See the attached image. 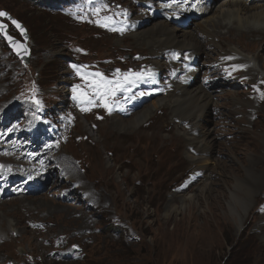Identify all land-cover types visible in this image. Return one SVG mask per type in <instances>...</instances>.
Here are the masks:
<instances>
[{"label":"rangeland","instance_id":"rangeland-1","mask_svg":"<svg viewBox=\"0 0 264 264\" xmlns=\"http://www.w3.org/2000/svg\"><path fill=\"white\" fill-rule=\"evenodd\" d=\"M188 1L196 6L198 4L202 6L205 3V0ZM235 1L242 3L243 9L248 11L246 15L249 16L255 13V10L252 11L253 7H259L256 4H264V0H251L249 5L244 0H215L212 5L215 9L210 10L204 16L196 17L188 13L184 17L185 19L171 22L169 26L177 27L178 33H188L193 30L195 36L199 34V24H201L210 33L212 30V26L209 27L210 18L219 13L225 14L227 9L232 11L230 12L234 17L243 13L241 8H236L233 11L231 7H224V3ZM167 3L170 6L174 4L173 2ZM110 5L116 12L115 17L113 21L103 22V27L109 40L117 43L119 39L115 38L114 35L124 28L122 22L124 15L119 12L121 8L119 4L111 3ZM104 7L100 0H0V11L7 12L27 31L30 61L28 65H24L11 52L1 37L0 60L8 59L16 63L19 67L20 81L22 82L24 78L27 79L29 88L26 91L33 92L31 102L35 109L31 118L38 127V129L35 126L32 127L29 122L27 118L30 113L29 109L26 107L12 109L4 121L0 122V151L9 145L40 150L44 144L46 147L51 141L59 144L60 140L57 133L66 123L74 126L79 124L86 129V136L90 138V142H83V144L90 154L89 159L91 161L94 157L99 158L100 164L96 166L95 170L101 174L100 179L104 184L91 183L86 185L98 197L101 212L94 215L101 214L106 217L100 223H97L95 219L92 220L91 225L95 224V227H100L103 224L106 226V230L105 234L101 236L102 239L98 240L95 246L92 247L90 244L83 246L84 259L72 264H264V174L261 180L260 178L258 180V177L247 179L244 174L249 167H255V160L260 166H256V168L264 173V131L261 132L260 144L257 145L254 138L252 140V136H249L255 128L257 129L255 121L252 122L251 115L246 116L244 127L246 132L242 134L234 125L227 123L225 119V117H229L228 119L231 121V119L238 118V114L228 107L219 109V112L225 116L222 120L226 123L220 122V126L223 129L222 138H226L222 140L223 144L220 150V142L217 141L221 136L215 132L212 135L216 141V149L209 163L216 170L207 176L210 181L212 180L211 186L203 193H199L198 189L203 185L204 177L196 174L191 179L189 186L175 194L178 192L175 189L170 190L162 187V178L150 177L151 168L149 166L157 161L155 157H153L152 162L146 158L140 160L138 156H132L129 150L105 146L101 142V137L99 138L95 130L91 128L90 121H87L79 107L77 108L74 104V102H78L84 108L88 106V102L81 100L78 95L79 85H81L85 73L81 69L83 59L77 56L74 49L76 46L74 40L79 38L81 34L75 33L71 27H74L72 25H87V19L100 13ZM217 9H219L218 12L215 11ZM126 12L127 10H125ZM151 13L150 19L145 23L144 29L141 30L149 29L156 23L164 22L162 14L169 13V9L155 7ZM100 17L98 16L96 19ZM0 20L7 25L8 34L22 42L19 34L7 20ZM129 20H135L134 16L130 17ZM230 25H233L235 30L241 31L242 23L230 20ZM220 32L223 34L222 40L226 49L231 47L240 53L253 56L257 60L258 70L264 77V43H253L252 39L244 36L241 32L230 33V35L225 30ZM198 36L207 43L205 37ZM54 40H57L61 45V55H51L50 53V50H53ZM51 44L52 46H50ZM247 45L254 46L255 50H247ZM155 50L158 49L155 48ZM208 50V57L207 54H204L196 63L192 62L189 65L185 63L186 59L183 56L174 59L172 66L177 69V72L172 70V75L168 79L173 88L175 87L173 83L181 82L191 69L195 70L197 78L187 84L186 87L202 85V81L205 79L203 75L205 69L208 67L214 69L220 64L216 46H206L205 51ZM170 54L173 56L176 53L171 51ZM105 61L116 62L118 56L108 55ZM126 62L133 65L126 64ZM122 63L124 64L122 68L112 66L108 72L119 80L120 85H123L119 87V92L124 100H118L122 97H117L115 100L113 91L107 90L106 93L110 95V98L101 100V109L102 111L130 109L129 115L124 118L127 120L136 111L154 105L156 100L166 97L168 94L148 96L141 106L134 108L141 98L136 94L133 96L128 94L132 93V88H135L133 91L145 90L141 87L145 79H141L150 77V84L159 85L161 83L156 74L157 69L152 65H149L148 69H144L143 65L137 63L136 55H123ZM114 69H118L120 73H114ZM243 75L244 72L240 73V76ZM138 78L139 81H137ZM216 83L226 84L217 87L220 91L227 90L228 94H234L241 90L238 83L231 80L224 81L222 77L211 81L209 84L215 85ZM54 90L62 91L60 95L62 99L49 96ZM91 90L101 93L103 89L99 83H95ZM219 90L214 89L212 95H217ZM174 92L176 94V89ZM65 99L68 100L69 105L63 108ZM231 99L232 97H229V101ZM162 108L163 105H157L156 109L152 110L150 117L136 130H141L148 137L153 138L157 135L166 139L169 154L179 155L178 160L172 161L171 169L182 172L191 161L186 150L181 151L179 145L172 140L173 137L182 135L181 129L177 127L180 123H175L169 110L166 111L165 115H159L157 112ZM208 111L209 114H212V119H210L211 114L208 115V122L206 119L203 131L206 129L213 131V122L219 120L214 119V111L211 109ZM166 125H172L171 134L166 131H158V128ZM180 126L188 128L190 123L185 121ZM199 130L201 131V129ZM149 144L151 143L143 141L139 148L145 150L151 146ZM97 151L99 153L96 156ZM108 151L113 152L108 154ZM253 157L256 159L254 160ZM217 162H221V167H216ZM188 176L191 177L192 174ZM157 179L161 181L157 182ZM62 181L66 183L67 179L64 177ZM238 181L249 185L252 189L253 186H258L259 189L256 193L252 191L250 197H246L244 192L247 189H238L236 186ZM173 194L176 196L174 203L179 211L170 213L166 211V207L174 199ZM72 195L73 199L78 202L85 203V199L89 200L83 189L75 190ZM100 197H106L110 201V207L107 211L99 200ZM189 197H193L195 207L182 210L180 199H189ZM39 201L47 209L56 210L52 220L59 224L62 235L78 231L86 236V232L90 230L91 225L84 229L78 222L74 224L71 231L67 232L71 220L61 210L63 207L48 198H42ZM13 206L11 205L10 208ZM240 217L242 218L241 221ZM1 227L5 228V224H2ZM118 234L127 238L128 241H109ZM72 243L81 244L76 238L72 240ZM22 244H24V248L27 247L26 243ZM16 252L22 253L21 250H16Z\"/></svg>","mask_w":264,"mask_h":264},{"label":"bare ground","instance_id":"bare-ground-1","mask_svg":"<svg viewBox=\"0 0 264 264\" xmlns=\"http://www.w3.org/2000/svg\"><path fill=\"white\" fill-rule=\"evenodd\" d=\"M214 1L205 0L202 6L199 4L196 6L188 0H100V3L105 7L100 13L89 19L86 18L88 20L87 25L75 26L71 24L74 26L71 27V30L79 33V35L81 34L79 38L74 40L76 44L74 49L77 56L83 59L81 69L85 73V77L79 85L78 95L81 100L88 102V106L84 108L78 102H74V104L77 108L79 107L80 112L85 115L87 121H90L91 128L95 130L99 138L101 137V142L105 146L129 150L132 156H138L140 160L146 158L152 162L153 157H155L157 161L149 166L151 168V173L149 171L150 177L158 176V179L162 178V187L170 190L175 189L178 191L175 194L180 193L189 186L191 179L196 174L204 177L203 185L198 189L199 193H203L211 186L212 180L210 181L207 176H210L216 170L209 163L216 149V141L212 135L215 132V134L221 136L217 141L220 142V150L223 144L222 140L226 138H222L223 129L220 122L226 123L227 121L242 134H245L246 116L251 115L252 122L255 121L257 129L255 128L249 136H252V140L254 138L257 145L260 144V134L264 131V128H262L264 126V77L258 70L257 60L253 56L243 52L240 53V51L231 47L226 49L222 40L223 34L220 32L225 30L228 35L241 32L244 36L252 39L253 43L263 44L264 4H256L259 7H253L252 11L255 10V13L249 16L246 15L248 11L243 9L241 2L224 3V7H231L233 11L236 8H241L243 13L234 17L231 14L232 11L227 9L225 14L219 13L217 16L210 18L209 27L212 26L210 33L201 24H199V34L195 36L193 30L188 33L182 31V33H178L177 27L172 28L169 26V23L183 19L188 13L196 17L204 16L210 10L215 9V7H212ZM244 1L248 4L251 0ZM167 2H173L174 4L170 6ZM111 3L119 4L121 6L119 12L124 15L122 20L124 28L114 35L115 38L119 39L117 43L109 40L103 27V22L114 20L116 12L112 9ZM155 7L169 9V13L162 14L164 22L156 23L149 29L141 30L144 29L143 27L150 19L151 11ZM125 10H127L126 13ZM218 10L215 11L218 12ZM98 16L101 17L96 19ZM133 16L135 20H129ZM230 20L242 23L240 26L241 31L235 30L233 25H230ZM198 35L205 37L207 43ZM211 45L217 48L220 64L214 69L209 67L205 69L203 72L205 79L201 85L203 88L201 86L186 87L187 84L197 78L194 69H191L181 82L173 83L175 86L173 88L168 79L172 75V70L175 73L177 72V69L172 66L174 59L183 56L187 65L192 62L196 63L200 56L207 54L208 57L209 50L206 52L205 48ZM52 47L53 50H50L51 55L62 54L61 45L57 40H54ZM155 48L158 50H155ZM246 49L253 51L255 47L247 45ZM171 51L176 54L171 56ZM126 54L136 55L137 63L143 65L144 69H148L149 65L154 66L157 69L156 74L161 83L159 85L150 84V77L141 79H145L141 85L145 90L133 91L135 88H132L131 91L134 94L131 92L128 94L129 96L136 94L141 98L134 108L141 106L148 96H162L166 93L168 95L156 100L154 105L136 111L130 119L124 120L129 115L130 109L102 111L101 100L110 98V95L106 93L107 90L113 91L115 100H117V97H122L119 87L123 85H120L119 80L111 76L108 69L112 66L122 68L124 65L122 56ZM108 55H117L118 61L106 62V56ZM126 64L133 65L128 62ZM18 71L19 67L16 63L8 59L0 60V122L4 121L12 109L26 107L30 110L27 116L29 122L32 127H37L31 118V114L35 113L31 102L33 92L26 91L29 88L26 82L27 79L24 78L21 82ZM242 72H244V75L240 76ZM219 77H222L224 81L231 80L238 83L241 90L234 94H228L227 90L220 91L217 87L226 84H209ZM137 81H139V78ZM95 83H99L102 87L101 93L91 90ZM174 89H176V94ZM214 89L219 90L217 95H212ZM142 93L143 95H141ZM61 94L62 91L54 90L49 96L62 99ZM229 97H232L230 101ZM118 100L123 101L124 98H118ZM68 105L69 102L65 99L63 108ZM157 105H163V108L157 112L159 115H165L166 111L169 110L175 123H180V125L185 121L190 123L188 128L178 125L177 127L181 129L182 135L172 139L179 145L181 151L186 150L191 161L182 172L171 169L172 161L178 160L179 155L169 154L166 139L157 135L153 138L148 137L141 130H136L150 117L152 110L156 109ZM225 107L237 113L239 117L229 121V117H225L219 112V109H225ZM208 109L214 111V119H219L213 122V131H207V129L203 131L204 122L206 119L208 122L207 117L211 114H209ZM113 114L115 115L113 116ZM224 117L226 121L222 120ZM210 119H212V114ZM171 129L172 125H166L158 128V131H166L171 134ZM85 130L79 124L74 126L66 123L57 133L60 140L59 144L51 141L46 147L44 144L40 150L9 145V147L6 146L0 151V264L78 263L84 259L83 246L90 244L93 247L98 240L102 239L101 236L105 234L106 226L102 224L100 227H95V224H91L94 219L97 223H100L106 217L101 214L94 215L101 212V209H99L97 195L87 185L91 183L104 184L100 179L101 174L95 170L96 166L100 164L99 158L94 157L91 161L89 159L90 154L83 144V142H90ZM143 141L151 143L149 144L151 146L141 150L139 147ZM112 152L108 151L107 153L111 154ZM98 153L99 151L96 152V156ZM254 163L255 167H249L248 172L245 171L244 174L247 179L258 177V180L259 178L261 180L264 173L256 168V166L260 167L256 160ZM221 165V162L216 163L218 168ZM191 174V177L188 176ZM64 177L67 179L66 183L62 181ZM185 177L187 178L184 179ZM158 179L157 182H160L161 180ZM236 186H238V189H247L244 192L246 197H250L252 191L256 193L259 189L258 186H253L252 189L241 181H238ZM78 189H83L88 196L89 200L85 199V203L73 199L72 194ZM173 196L174 199L166 207V211L170 213L179 211L174 203L176 196L174 194ZM42 198H48L63 207L61 210L71 220L67 232L71 231L74 224L78 222L81 223L84 229L91 225L90 230L86 232V236L78 231L62 235L59 224L52 220L56 210L42 206L39 201ZM99 200L107 211L110 207V201L106 197H100ZM180 202L182 203V210L195 207L193 197L180 199ZM11 205L14 206L10 208ZM244 213H246L245 210ZM2 224H5V228L1 227ZM74 238L80 241L81 244H73L72 240ZM115 240L128 241L127 238L119 234L109 241ZM22 243H26L27 247L24 248ZM16 250H21L22 253L18 254Z\"/></svg>","mask_w":264,"mask_h":264},{"label":"water","instance_id":"water-1","mask_svg":"<svg viewBox=\"0 0 264 264\" xmlns=\"http://www.w3.org/2000/svg\"><path fill=\"white\" fill-rule=\"evenodd\" d=\"M2 12H4V11H2ZM6 14H7V17H0V18H5V19L8 20V22L19 33V35H20L21 39L23 40V42H19L14 37H13V40H11V41L7 40L5 38V34L8 35V33H7V26L4 23L3 24H4L5 27H4L3 30H0V35H1L2 39L6 42V44L8 45V47L12 50V52L18 57V59L22 63L28 64L29 61H30V50L27 47V41H28L27 31H26V29L24 28V26L21 23H19L16 19H14L13 17H11L8 13H6ZM11 20L17 21L20 27L17 28L16 25H14V24L11 23ZM0 23H2V22L0 21ZM116 72L118 73L119 71H116Z\"/></svg>","mask_w":264,"mask_h":264},{"label":"snow or ice","instance_id":"snow-or-ice-1","mask_svg":"<svg viewBox=\"0 0 264 264\" xmlns=\"http://www.w3.org/2000/svg\"><path fill=\"white\" fill-rule=\"evenodd\" d=\"M0 17H7V14L5 12L0 11ZM11 23L14 24V25H16L17 28L20 27L17 21L11 20ZM4 27H5L4 24L3 23H0V30H3ZM5 38L7 40H9V41L13 40V37H11V36H9L7 34H5ZM73 67H75V66H73ZM117 71H119V70H117ZM97 75H100V74H97ZM137 75H139V74H137ZM141 95H143V93Z\"/></svg>","mask_w":264,"mask_h":264}]
</instances>
